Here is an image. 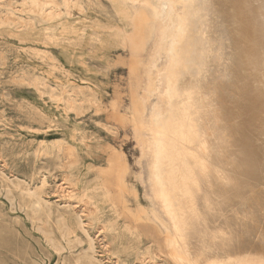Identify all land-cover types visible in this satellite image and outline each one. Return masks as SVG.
I'll return each instance as SVG.
<instances>
[{"label":"rangeland","instance_id":"1","mask_svg":"<svg viewBox=\"0 0 264 264\" xmlns=\"http://www.w3.org/2000/svg\"><path fill=\"white\" fill-rule=\"evenodd\" d=\"M49 1H58L61 15L52 21H44L28 0H0V264H183L161 252L154 237L132 227L114 191L125 173L140 204L154 209L160 223L169 221L164 232L173 231L170 217L178 214V207L168 193H175L172 167L177 162L166 157L168 178L160 173L164 188L154 189L144 176L150 174L143 142L134 130L148 81L142 51L136 50L141 42L138 13L127 7L128 0ZM215 40L217 57L220 39ZM218 65L219 78L224 62ZM149 96L142 97L147 106ZM157 98V93L152 95V102ZM221 106L232 114L224 103ZM163 107L162 125L173 133L180 118L167 104ZM259 112L264 106L254 108L249 119L235 124L231 120L225 127L232 135H244L245 142L259 122L254 117ZM187 128L181 144L194 146L195 161L181 164L184 171L196 168L199 152L193 142L198 125ZM256 160L260 163L253 167L264 172V161ZM227 164L219 167L228 174L232 166ZM121 182L125 185L126 180ZM146 182L153 187V202ZM255 184L264 190L263 182ZM188 190L182 188L181 196ZM126 196L133 204L134 196ZM235 205L242 213L253 206ZM239 260L230 263L241 264Z\"/></svg>","mask_w":264,"mask_h":264},{"label":"bare ground","instance_id":"2","mask_svg":"<svg viewBox=\"0 0 264 264\" xmlns=\"http://www.w3.org/2000/svg\"><path fill=\"white\" fill-rule=\"evenodd\" d=\"M28 1L44 21H52L58 14V1L53 0L55 5L49 0ZM127 3L133 14L138 13L141 42L136 50L142 51L140 61L148 77L144 96L150 94V106L143 102L142 96V104L133 119L135 133L143 142L146 172L150 174L144 176L154 184V189H163L160 173L165 179L169 175L166 157L180 162L176 167L171 166L176 174L172 186L175 193L168 196H173L178 207V214L170 217L172 232L163 231L169 221L160 223L151 212L154 209L140 204L137 190L125 173L122 176H119L121 172L117 173L119 182L114 183L117 188L114 191L120 195L128 222L139 232L158 240L161 252L183 264L207 261L229 264L238 259L241 264H264V190L256 189L255 184L264 183V172L253 167L260 163L256 158L264 161V112L254 116L259 122L250 132L252 143L249 137L242 142L244 135L236 136L234 132L232 135L231 129L225 127L231 120L235 124L249 119L254 108L264 106V0H128ZM121 7L124 8H118ZM216 36L220 39L217 57ZM148 49L150 53L146 57L144 53ZM159 57L163 58L162 64L158 63ZM217 61L224 62L219 78L217 66L221 65ZM177 71L181 75L176 77ZM210 71H215L214 78ZM156 93L157 101L152 102L151 97ZM164 104L180 118L173 133L162 125ZM190 124L198 125V136L193 138L199 146L198 161L195 169L184 171L179 167L181 164L195 161L194 146L189 149L181 144ZM227 162L228 167L232 166L228 174L219 167ZM124 179L125 185L121 182ZM149 185L147 191L153 188ZM185 187L189 188L188 195L182 197L180 190ZM127 194L134 196L133 204ZM154 196V192H148L149 202ZM236 203L253 206L249 213H242Z\"/></svg>","mask_w":264,"mask_h":264}]
</instances>
